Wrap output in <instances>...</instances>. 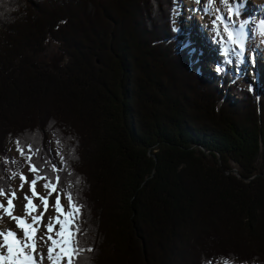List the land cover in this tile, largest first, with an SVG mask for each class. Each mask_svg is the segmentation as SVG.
Returning a JSON list of instances; mask_svg holds the SVG:
<instances>
[{
  "label": "trees",
  "instance_id": "16d2710c",
  "mask_svg": "<svg viewBox=\"0 0 264 264\" xmlns=\"http://www.w3.org/2000/svg\"><path fill=\"white\" fill-rule=\"evenodd\" d=\"M9 1L0 0V139L39 148L40 175L59 176L58 191L80 207L74 264H264V91L192 68V51L177 50L178 0ZM51 44L67 64L38 60ZM110 70L108 85L96 80ZM42 113L51 119L36 120ZM43 127L60 147V168ZM1 159L13 171L11 155ZM7 171L0 164L5 192ZM224 201L260 238L259 253L231 228L207 227ZM197 251L207 259L192 263Z\"/></svg>",
  "mask_w": 264,
  "mask_h": 264
},
{
  "label": "rangeland",
  "instance_id": "374dc122",
  "mask_svg": "<svg viewBox=\"0 0 264 264\" xmlns=\"http://www.w3.org/2000/svg\"><path fill=\"white\" fill-rule=\"evenodd\" d=\"M11 1L12 2H10V1L9 2L13 3L14 0H11ZM202 1H205V0H179V3H178L179 5L175 9L174 24H173L175 26L174 28H176V31H180V33L177 32L176 36H175L178 39V41L181 42L178 44L177 50H179V47L186 48L187 50L192 49V62H191L192 68L194 70L200 71L201 73L207 74V77H209V78L218 79V77H220V76H216L217 73L224 70V71H227L228 73H230V75L235 78V82L240 83L241 87H244L246 89H248V87H250L252 89H255L258 92H261L262 90H264V64H262L263 68H261V66L258 65L257 69H256L255 66L252 65L251 59L249 57H247L248 62H246V64H247L246 72H245V74H242L241 71L243 69L242 70L239 69V67H240L239 63L236 62V60L234 61L235 56L232 55L233 50L230 49L229 55L227 57H224L222 54L223 49L220 48L219 46H217V47L215 46V44L213 42L214 38L212 36H209L208 34H207L208 35L207 36V35L201 33V31H203L202 28H204L203 27V21H204V18L206 16H205V14H202V13L199 14V11L196 9H198L199 5L202 6V4H201ZM230 3L232 4V1H230ZM249 3L250 2H248V5H249ZM193 9H195V11L191 12V10H193ZM187 14L191 15L192 20H189V21L186 20ZM28 15H30V14H28ZM78 18H80V17H78ZM85 18L86 17L82 18L83 20L81 19V21L86 23V25H88L87 20H85ZM4 19L5 18H3V20ZM250 21L251 20L248 17L247 22H250ZM8 24L9 23H6V27L9 26ZM13 26H15V25H13ZM13 26H12V28H14ZM88 26H90V25H88ZM238 26H239V22L236 21L233 23L232 29L233 28L236 29ZM200 37H204V40L201 39ZM220 52H221V54H220ZM37 57L41 63H44L45 65H49V66L54 67V68H58L61 65H65L68 63V58L66 57V55L63 52H61L59 50V46L56 44L49 45V47H47L46 50L43 51L42 53H40L39 56H37ZM223 59H227V61L233 60V62H235L236 64L232 63V62L227 64V61H225ZM244 60L246 61L245 57H244L242 63H245ZM261 62H264V59H261ZM233 65H236V66L233 67ZM218 69H219V71H218ZM238 69H239L240 74H238ZM112 72H113V70L112 71L110 70V72L106 73V76L105 75L103 76V73L102 74L97 73L96 76L98 77V79H96V80H98L99 82L102 80L101 82H104L106 85H108L109 82L104 80V79L108 78L109 76H112L113 75ZM0 84L2 85V83H0ZM53 94H55V95L53 96L51 94V96L49 95V96H47V98H51V100H53L52 98L56 99L57 94L56 93H53ZM226 97H233L232 94L230 93L229 89L227 90ZM50 111H49V114L51 115L53 112V109ZM49 114L47 116V113H44V114L42 113V116L37 115V116H35V119L40 120V122H42V120L51 119L49 117L50 116ZM64 119H65V117H64ZM52 124H53V127L51 128V130L54 129V126H55L54 123H52ZM20 128L21 127L12 128V131H16L14 133V135H11L13 138H14V136L19 135L18 134L19 132H17V131H20L21 130ZM43 129H44V132L46 135V137H45L46 142H47L46 147L50 149L52 156L54 157V159L56 160V162L60 168L61 167L60 157H58L60 147L57 145L52 133H50L49 130H46V127L45 128L43 127ZM9 136L10 135L8 133H5L4 135H2V137L0 139L3 143L4 148H5V151L0 152V164L2 165V168L6 172L7 167H8L7 162H6V160L1 159V156L5 152H6V154L11 155V157L13 158V161H16L15 163H13L14 164L13 171L8 170L7 175L11 180L10 189L15 190L16 197H17V199H15L13 201V204L15 205V210L13 212V215L19 216V215H22L25 211V204L27 203V201L24 199L25 193H28V195L31 196L29 184H30V181L32 180V178L35 176V173L29 171L28 163H26L24 157H22L20 155V153L17 151L16 141L12 140L11 142L14 141V144L10 143V141H9L10 137ZM109 148H110V145L108 144L106 149H109ZM232 167H233V169L231 172L234 174H237L239 177V174H238L239 168H237L234 163H232ZM13 173H23V175H25L28 178L29 183L24 184L23 191L20 190L21 180H20L19 176L17 175L15 177H13V175H12ZM114 177H115V175H114ZM112 181H113V178H112ZM115 181H116V179H115ZM45 182L46 181L44 179H40L36 184L37 193L39 192V194L42 196H48V192L50 191L48 189L43 188V185ZM245 182H248V181H245ZM57 194L60 195L61 205L64 206V211L67 212V211L71 210L68 207L69 202L67 200V195L59 192L57 189V192L52 193V195L48 197V209L46 212H48L49 209H51V212H52L49 217H53L56 215L55 209L53 208V204L55 202V198H56ZM86 200H88V199L86 198ZM0 201H3L6 204V198L4 196H0ZM34 202L38 206V211L34 212L33 215H40V213H42V210H44V205L41 203V201L38 198L34 199ZM210 203H211V199L210 200L209 199L204 200V201L200 202L199 206H202V208H203L202 211L208 212ZM224 203L226 206L224 205V207L217 209V212L215 210V211L207 213L209 215V218H210L209 219L210 221H206V223H205L207 225V227L208 228L209 227H215V228L216 227H224V228H222L223 230H226L227 227L231 228L232 231H235L234 232L235 234L237 233V234L241 235V237L243 238V241L245 242V243L243 242V244H244L246 250L250 248V249H253V252L250 251L251 253H259L260 248H258V247H259V242H260L259 239L260 238L259 237L250 238L251 234L249 235V232H248V234L246 232V229H248V225L240 217V215L238 216L236 214L237 211L236 210L234 211L233 203L228 202L226 204L225 201H224ZM50 206H51V208H50ZM116 209L113 213L115 218H116V215L121 216V215H118L116 213L117 212ZM0 215H2V220H0V229L11 228V229L17 231L16 228H12V227L8 226L9 222L12 220L9 216L3 215L2 210H0ZM63 219H64V217L61 216V220H63ZM48 220H49V218H48ZM116 220L118 222L120 219L116 218ZM28 222L31 223L30 217L28 219ZM144 223L146 224L147 221L145 220V222H143V224ZM174 223H175L174 220H173V223H171V219L168 221V225L170 226V228L173 227ZM180 224H183V222H181ZM2 225H4V228L2 227ZM40 226L42 227L43 225L41 224ZM59 228H60L59 224H54L55 231H58ZM124 228H126V227H124ZM141 228L143 230H145L144 227L141 226ZM55 231L52 233V235L54 237H55ZM45 232H46V228L44 225V230L41 232V236ZM263 232H264V227H263ZM36 234H37V232L35 233V235ZM133 235H134V233H132V236ZM56 238L59 239V237H56ZM84 238H85V240H88V235H87V238H86V236ZM45 239H47V238L45 237ZM37 242L41 243L42 241L40 239L37 240L36 245H37ZM119 242H120V240H119ZM0 243H2V238H0ZM49 244H51V241H48L47 244L42 242V244L40 245L41 247L44 248V251L42 253L45 254V257H46V253H47V247ZM135 244H136V246L134 247V250L138 249L140 256L142 257L143 256V254L141 253L142 252L141 251L142 245H141V242L137 238H136ZM100 248L101 247L99 246L98 249H100ZM120 248H121L120 253L123 255L124 247L122 246V244L120 245ZM215 252L217 253V255H227L226 250L223 249L222 247H219L218 249H216ZM138 254H137V257H139ZM176 254L180 260L181 255L179 253H176ZM201 257H202V260L207 259V258L203 257V254L201 253V251H197V253L195 254V257H193V259L191 260V261H193L192 263L197 262L199 260V258H201ZM141 261L143 262V264H146V261L144 259ZM43 262L45 264L50 263V261L47 258H45L43 260ZM179 262L181 264L182 261L180 260ZM62 263L66 264V261H64ZM217 264H219V263H217ZM220 264H228V263L224 262V263H220Z\"/></svg>",
  "mask_w": 264,
  "mask_h": 264
},
{
  "label": "snow or ice",
  "instance_id": "6c2138e0",
  "mask_svg": "<svg viewBox=\"0 0 264 264\" xmlns=\"http://www.w3.org/2000/svg\"><path fill=\"white\" fill-rule=\"evenodd\" d=\"M226 6L228 5V0H221ZM211 3V0H210ZM228 11L232 14H239V9H232L229 7ZM224 18L217 16L216 20L213 21L216 24L217 21L223 22ZM243 28V25L241 26ZM225 31L228 33L229 40L234 44L238 45V50H233L232 55L240 58L242 62L245 44L242 38L239 40L233 37V33L229 31L228 26L225 25ZM261 35H264V22H262ZM229 63L232 61L229 60ZM219 71V69H218ZM17 151L22 157H24L26 163L29 165V171L35 173L29 184V189L31 191V196L25 193L24 199L27 201L25 204V211L22 215L14 216L13 212L15 210V205L13 201L17 199L15 190H9L5 192L3 185H0V196L6 198V204L0 201V210H2L3 215L9 216L12 220L16 221L17 229H20L22 235H19L17 231L11 228L0 229V238H2V243H0V264H43V260L47 258L51 264H61V262L66 261V264H74V256L79 254L77 249L76 241L74 239L75 232L73 231L75 225V216L80 212V207L76 205L73 201L71 193L67 194L68 207L70 211L65 212L64 206L61 205L60 195L57 194L53 208L55 209L56 215L49 217L48 223L45 225L46 232L39 238L43 243L47 244L51 241V244L47 247L46 257L42 252H36V237L35 233L39 231L38 225L43 220L44 213L40 215H33L35 211L38 210V206L33 203V199H39L44 205L45 212L48 209V197L52 193L57 192L56 183L60 181V177H55L56 183H53L48 179L47 176H41V169L33 161V156L38 155L40 149L36 148L33 150L31 144L25 145L21 140L16 141ZM27 149V151L25 150ZM16 161H13L15 163ZM53 171H58L55 164L51 165ZM13 177L19 176L21 180L20 190L23 191L24 184L29 183L28 178L23 175V173H13ZM40 179H44L46 182L43 188L50 190L48 196H42L36 192V184ZM61 216L64 217L61 220ZM29 217L31 218V223L28 222ZM0 220H2V215H0ZM54 224H59L60 228L55 231ZM55 231V237L52 233ZM75 231H79L76 229ZM45 237L47 239H45ZM56 237H59L57 239ZM11 238V239H10ZM91 251V249H89ZM39 257V259H37Z\"/></svg>",
  "mask_w": 264,
  "mask_h": 264
},
{
  "label": "bare ground",
  "instance_id": "6f19581e",
  "mask_svg": "<svg viewBox=\"0 0 264 264\" xmlns=\"http://www.w3.org/2000/svg\"><path fill=\"white\" fill-rule=\"evenodd\" d=\"M230 1H232V4ZM248 2H250L249 5ZM201 4L202 6L199 5L198 9H196L199 11V14L202 13L206 16H204V28H202L203 31H201V33L205 35L208 34L214 38L213 42L215 46H219L223 49V56L227 57L229 55L230 49L238 50V45H234L228 38V33L225 31V25H227L229 31L233 33V37L235 39L239 40L242 34L245 44L244 53H249L248 56L253 58L252 65L255 66L256 69L258 65L263 68L262 64H264V62H261V59H264V35H261V29H259V25L264 22V0H228L227 6L222 3L221 0H211V3L210 0H205L202 1ZM229 7L234 10L239 9V14L234 15L230 13L228 11ZM194 11L195 9L191 10V12ZM217 16L223 17L224 20L223 22L217 21L216 24H214L213 21L216 20ZM248 17L251 20L250 22H247ZM186 20H192L191 15L187 14ZM236 21L239 22V26L236 29H232L233 23ZM242 25L243 28H241ZM246 27H248V30H246ZM200 38L204 40V37ZM235 60L240 65L239 69H243L241 71L242 74H245L247 68L246 62H248V59L245 63L240 62V58L237 57H235L234 61ZM42 213H44L43 220L38 225L39 231H37V234L35 235L36 241L39 240V237H41V232L44 230V225L48 223V218L52 212L51 209H49L48 212L42 210ZM41 224L43 225L42 227L40 226ZM8 226L17 229L16 222L14 220H11ZM2 227L4 228V225H2ZM17 233L22 235L20 229H17ZM41 244L42 242H37L36 252L38 253L44 251V248L40 246ZM37 259H39V257H37ZM43 264L45 263L43 262ZM49 264H51V262ZM61 264L63 263L61 262Z\"/></svg>",
  "mask_w": 264,
  "mask_h": 264
}]
</instances>
